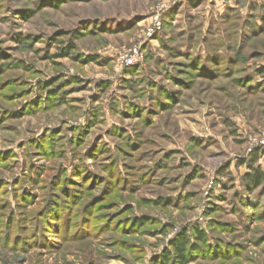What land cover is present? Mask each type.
I'll use <instances>...</instances> for the list:
<instances>
[{
  "label": "rangeland",
  "instance_id": "obj_1",
  "mask_svg": "<svg viewBox=\"0 0 264 264\" xmlns=\"http://www.w3.org/2000/svg\"><path fill=\"white\" fill-rule=\"evenodd\" d=\"M263 71L264 0H0V264H264Z\"/></svg>",
  "mask_w": 264,
  "mask_h": 264
},
{
  "label": "trees",
  "instance_id": "obj_2",
  "mask_svg": "<svg viewBox=\"0 0 264 264\" xmlns=\"http://www.w3.org/2000/svg\"><path fill=\"white\" fill-rule=\"evenodd\" d=\"M201 2L202 0H191L193 6H199ZM70 52V48L64 49L60 57H69ZM90 61H92V59L86 60V62ZM256 160L257 155L254 156L253 162H255ZM247 180L251 185L260 186L264 183V173L256 170L253 174L247 175ZM196 234V238L200 243H207V237L205 236L203 231L196 229ZM190 244L191 239L187 234H182L181 236H179L175 241L171 243V251H166L163 264H190L193 261L191 250L189 249Z\"/></svg>",
  "mask_w": 264,
  "mask_h": 264
},
{
  "label": "built area",
  "instance_id": "obj_3",
  "mask_svg": "<svg viewBox=\"0 0 264 264\" xmlns=\"http://www.w3.org/2000/svg\"><path fill=\"white\" fill-rule=\"evenodd\" d=\"M138 63V60H137V58L135 57V58H132L130 61H129V65L130 66H134V65H136ZM264 143V142H263Z\"/></svg>",
  "mask_w": 264,
  "mask_h": 264
}]
</instances>
